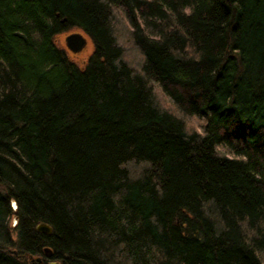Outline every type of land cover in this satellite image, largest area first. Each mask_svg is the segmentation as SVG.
I'll list each match as a JSON object with an SVG mask.
<instances>
[{
  "label": "trees",
  "instance_id": "trees-1",
  "mask_svg": "<svg viewBox=\"0 0 264 264\" xmlns=\"http://www.w3.org/2000/svg\"><path fill=\"white\" fill-rule=\"evenodd\" d=\"M45 246L264 264V0H0V264Z\"/></svg>",
  "mask_w": 264,
  "mask_h": 264
},
{
  "label": "water",
  "instance_id": "water-1",
  "mask_svg": "<svg viewBox=\"0 0 264 264\" xmlns=\"http://www.w3.org/2000/svg\"><path fill=\"white\" fill-rule=\"evenodd\" d=\"M86 37L80 31H71L64 36L65 46L72 52H79L86 44ZM36 229L38 231H42L44 233H50L52 228L46 222H39L36 225ZM8 251L16 253L14 249L9 248ZM43 253L46 256L51 255V249L48 246L43 248ZM31 257V256H30ZM32 261H40L41 257L36 255L34 258L31 257ZM48 264H59L56 260L49 261Z\"/></svg>",
  "mask_w": 264,
  "mask_h": 264
},
{
  "label": "rangeland",
  "instance_id": "rangeland-1",
  "mask_svg": "<svg viewBox=\"0 0 264 264\" xmlns=\"http://www.w3.org/2000/svg\"><path fill=\"white\" fill-rule=\"evenodd\" d=\"M71 31H79V30H71ZM71 31H67V32H65L64 33V35H61V37L58 39V41L59 42H62V43H64V36L67 34V33H69V32H71ZM81 32V31H80ZM86 44H85V46L78 52V53H76V55H80L83 51H87L88 49H89V47H90V44L88 43V39L86 38ZM65 44V43H64ZM75 57H78V56H75ZM164 100L166 101V102H168V99L167 98H164ZM45 255V254H44ZM46 256V255H45ZM31 257H35V256H31ZM41 257V259H40V261H44V264H48V262L49 261H53L54 259H49L48 258V256H46L45 258L44 257H42V256H40ZM42 258H43V260H42ZM57 261V260H56ZM39 261H33V263L34 264H39L38 263ZM58 262V261H57ZM59 263V262H58ZM60 264V263H59Z\"/></svg>",
  "mask_w": 264,
  "mask_h": 264
},
{
  "label": "bare ground",
  "instance_id": "bare-ground-1",
  "mask_svg": "<svg viewBox=\"0 0 264 264\" xmlns=\"http://www.w3.org/2000/svg\"><path fill=\"white\" fill-rule=\"evenodd\" d=\"M11 205H12V208L14 209L15 207L13 206V203H12V201H11ZM13 222L16 220V218L15 217H13Z\"/></svg>",
  "mask_w": 264,
  "mask_h": 264
}]
</instances>
